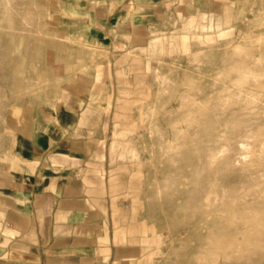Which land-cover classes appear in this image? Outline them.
I'll list each match as a JSON object with an SVG mask.
<instances>
[{"label":"rangeland","instance_id":"1","mask_svg":"<svg viewBox=\"0 0 264 264\" xmlns=\"http://www.w3.org/2000/svg\"><path fill=\"white\" fill-rule=\"evenodd\" d=\"M66 108L93 214L51 264H264V0H0V165Z\"/></svg>","mask_w":264,"mask_h":264},{"label":"crops","instance_id":"2","mask_svg":"<svg viewBox=\"0 0 264 264\" xmlns=\"http://www.w3.org/2000/svg\"><path fill=\"white\" fill-rule=\"evenodd\" d=\"M75 112L63 109L52 121L32 116L28 129L24 118L13 134L0 165V264H51L45 239L83 237L84 218L93 214L85 209L82 170L90 148L61 131L79 125Z\"/></svg>","mask_w":264,"mask_h":264}]
</instances>
